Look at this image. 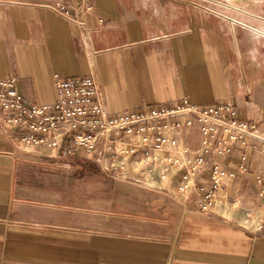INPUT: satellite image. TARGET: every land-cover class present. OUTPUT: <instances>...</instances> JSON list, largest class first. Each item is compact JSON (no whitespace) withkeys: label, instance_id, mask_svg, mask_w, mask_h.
<instances>
[{"label":"crops","instance_id":"1","mask_svg":"<svg viewBox=\"0 0 264 264\" xmlns=\"http://www.w3.org/2000/svg\"><path fill=\"white\" fill-rule=\"evenodd\" d=\"M60 1L72 14L92 7L85 29L56 12L59 0H0V80L16 78L27 105L53 104L55 75L92 76L110 116L231 100L256 137L246 161L243 146L217 159L233 177L204 213L212 164L185 196L180 176L163 185L148 167L121 171L100 146L22 150L0 115V264H264V0L257 13L235 5L248 0ZM200 130L184 137L191 150ZM92 184L104 196L77 195Z\"/></svg>","mask_w":264,"mask_h":264},{"label":"built area","instance_id":"2","mask_svg":"<svg viewBox=\"0 0 264 264\" xmlns=\"http://www.w3.org/2000/svg\"><path fill=\"white\" fill-rule=\"evenodd\" d=\"M55 10L85 29L84 15L92 7L82 4L72 14L68 3L59 0ZM53 85V104L27 105L16 78L0 80V115L19 132L22 150L44 147L52 156H70L78 150L93 154L100 146L112 154L111 165L121 171L128 163L138 169L148 167L150 178L163 185L180 176L177 192L185 196L195 191V178L212 164L210 186L199 204L204 213H214L224 179L233 177L220 168L217 159L243 146L240 155L246 161L249 140L256 137L257 127L238 119L231 100L202 108L184 99L174 106H142L110 116L94 77L62 79L55 75ZM196 124H200L201 134L198 147L191 150L184 137ZM102 155L100 152L98 157Z\"/></svg>","mask_w":264,"mask_h":264},{"label":"rangeland","instance_id":"3","mask_svg":"<svg viewBox=\"0 0 264 264\" xmlns=\"http://www.w3.org/2000/svg\"><path fill=\"white\" fill-rule=\"evenodd\" d=\"M231 1L234 2V0H231ZM235 5H238V6L239 5H241V6H250L254 13H257V11L261 10V2H259V1L254 2V0H252V1L248 0V1H244V2L243 1L237 2V3H235ZM263 8H264V5H263ZM62 177H65V176L62 175ZM152 184H153V186H157L158 185L157 182H154ZM77 190H78L77 195L79 197L89 196L91 194L94 199H98V198H101L102 196H104L103 193H102L103 191H102L101 187L99 185H97V184H92L91 186L87 187V192L86 193L84 192L85 189L81 185L77 186Z\"/></svg>","mask_w":264,"mask_h":264}]
</instances>
